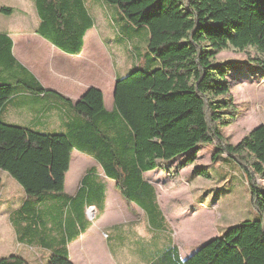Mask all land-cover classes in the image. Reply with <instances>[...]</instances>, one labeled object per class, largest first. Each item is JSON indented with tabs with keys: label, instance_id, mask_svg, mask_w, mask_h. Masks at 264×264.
Masks as SVG:
<instances>
[{
	"label": "trees",
	"instance_id": "1",
	"mask_svg": "<svg viewBox=\"0 0 264 264\" xmlns=\"http://www.w3.org/2000/svg\"><path fill=\"white\" fill-rule=\"evenodd\" d=\"M104 1L116 5L131 25L147 29V51L161 67L137 68L117 80L110 113L103 108L101 92L88 89L71 104L80 120L71 122L63 136L70 146L94 158L105 178L135 203L140 190L152 191L142 182V172L188 152L185 164L190 165L197 146L215 143L220 154L247 173L258 219L231 227L184 261L178 259L176 249L163 260L169 257L168 264H264V187L253 178L264 181V125L234 146L224 144L221 129L235 120V111L229 101L222 100L229 94L228 69L211 62L229 46L264 53V0ZM33 2L40 20L37 33L62 52L78 54L91 25L82 1ZM11 49L10 38L0 33V71L22 73ZM249 62L250 69L264 76V57H250ZM18 85L34 94L45 93L32 77L16 74L7 80L0 76V108ZM81 183L89 184L86 176ZM49 190L28 195L38 197ZM87 195L91 199L94 194ZM0 264L26 263L10 256L0 259ZM46 264H71L65 247Z\"/></svg>",
	"mask_w": 264,
	"mask_h": 264
},
{
	"label": "crops",
	"instance_id": "2",
	"mask_svg": "<svg viewBox=\"0 0 264 264\" xmlns=\"http://www.w3.org/2000/svg\"><path fill=\"white\" fill-rule=\"evenodd\" d=\"M81 1L89 14V3H100L99 0ZM3 7H11L13 10L10 14L0 11L1 15L10 20L0 33L10 38L11 54L15 61L34 77L45 93L34 94L20 85L14 86L13 95L0 108V157L2 155L5 159L2 172L10 176L6 185L11 187L18 203L13 208L12 197H4L0 201V237L4 239V234L9 237L8 249L0 246V259L16 256L26 264H37L25 250V255L10 251V235L14 230L19 232L18 238L13 237L14 242L19 243L18 248L30 245L50 250H46L48 254L45 256V264L53 253L64 247L71 264H129L128 261L133 259L122 249L125 230L119 225L124 212L117 209L119 205L113 209L108 205L115 190L108 191L110 196L107 200L105 186L100 198L104 203L97 207L94 203L97 187L90 182V168H84L79 173L80 179L75 181L70 178L78 160L82 161V165L90 166V159L71 150L63 137L41 135H62L71 122L80 120L71 104L79 101L90 88L101 91L105 108L111 110L115 80L132 70H124L120 74L115 72L111 62L109 64L102 53L99 39L93 35H85L79 55L66 54L40 37L36 33L40 20L29 23L26 16L33 12L37 15L33 0H0V9ZM149 61L147 58V66L153 63ZM143 67L137 64L133 69ZM27 176L35 178L25 179ZM85 176L88 185L81 183ZM4 186L0 182V191L5 189ZM45 188L50 190L38 197L28 195ZM91 191L94 195L89 199L87 192ZM88 207L94 208L96 212L93 224L86 217ZM41 208H44L43 213L52 223L46 229L44 225L48 221ZM46 209H50L51 214L45 212ZM57 211L59 216H54ZM109 211L113 213H107ZM19 223L23 225L18 226ZM104 226H107L105 229L108 228L111 235L101 234ZM77 233L79 237H76ZM66 238L72 239L67 245ZM143 246L146 249V245ZM191 254L187 252L182 257L177 253V257L184 260ZM137 256L143 262L146 261L145 250L140 249Z\"/></svg>",
	"mask_w": 264,
	"mask_h": 264
},
{
	"label": "rangeland",
	"instance_id": "3",
	"mask_svg": "<svg viewBox=\"0 0 264 264\" xmlns=\"http://www.w3.org/2000/svg\"><path fill=\"white\" fill-rule=\"evenodd\" d=\"M99 1V4L89 3L88 9L91 15L85 11L91 25L83 34L81 50L85 35H93L99 39L103 48L102 53L105 54L108 63L111 62L115 72L119 74L124 70H134L133 68L137 64L144 66L143 69H145L147 58L150 59L149 62H153L150 66L153 70L160 68V62L147 51V29L131 25L116 5L107 3L104 0H102V3L101 0ZM12 10L11 7L0 9L1 12H7V14H10ZM26 16L29 23L35 22L36 19L39 20L38 15L34 12L27 13ZM15 17L18 16L15 15ZM9 21L7 16L0 14V32L4 26L9 24ZM80 52L71 55H79ZM250 57H264V53H259L252 47L239 51L229 46L211 59L213 65L228 69L225 80L229 86V94L222 100L229 101L235 111V120L221 129L225 145L234 146L238 144L252 130L264 125V76L258 70L250 69ZM20 67L23 69L22 73L19 70L0 71V76L2 78L6 77L8 80L16 74H23L25 77L29 76L34 79L25 68L21 65ZM126 76L117 78L115 82ZM114 87L111 110L105 108L103 94L101 93L103 108L108 113L114 110ZM63 134L41 136L65 138ZM70 147L71 150L85 155L91 161L90 166H86L78 160L70 178L76 181L77 178L80 179L79 173L84 168H90L92 172V174H89L90 182L97 187L94 199L97 207L102 206L104 203L100 198L104 193L105 186L107 200L110 196L108 191L115 190L112 197L109 198L110 200H108V205H111L112 209L119 205L117 209L120 208L124 212V217L120 220L119 225L125 230V241L122 243V249L133 259L128 261L129 264H168L169 257L167 258L168 262L163 260V257L165 255L172 256L173 250L176 249L182 257L187 252L194 254L201 246L221 236L231 227L243 221L258 219V215L251 204L247 173L226 154H220L215 143L197 146L194 162L190 165L185 164L186 158L191 154V152H188L169 161L159 162L158 168L142 172V182L151 187L152 191L140 190L141 193L137 194L139 200L136 203L128 201L121 191L116 188L115 183L105 178L102 168L94 158L72 146ZM46 155H48V152ZM4 162L5 159L1 155L0 182L6 187L4 186L5 189L0 191V201L4 197L7 199L12 197V207L15 208L18 204L17 196H13L12 193L14 192H12L11 187L6 185V183H9L10 176H6L2 172L5 168ZM24 178L33 179L35 177L27 176ZM253 178L257 186L264 187V181L256 175H253ZM41 211L43 213L44 208H41ZM88 211L89 214L86 217L93 224L96 216L95 209L88 207L86 212ZM45 212L51 214L50 209H46ZM107 213L112 214L113 211ZM56 214L59 216L58 211L54 213V216ZM44 216L48 221L44 225V229H46V227H51L50 224L52 223H50L46 214ZM61 216L63 217V213ZM22 225L18 224V226ZM107 226H104L101 233H104L105 236L110 233L108 228L105 229ZM11 227L15 228L16 231L14 225ZM18 235V231L14 232L13 230V233H11L10 251L25 255V252H23L25 250L27 254L35 259L37 264H45V256L48 254L46 250L49 249L41 250L37 247H30V245L18 248L17 244L19 243L14 242L13 238L16 239V236L18 238ZM78 235L79 233L76 237ZM8 239L9 237L6 234H4V239L0 237L1 248L8 249ZM69 240L72 239L66 238V245ZM143 245H146L148 251ZM140 249L146 251L145 262L137 256Z\"/></svg>",
	"mask_w": 264,
	"mask_h": 264
},
{
	"label": "bare ground",
	"instance_id": "4",
	"mask_svg": "<svg viewBox=\"0 0 264 264\" xmlns=\"http://www.w3.org/2000/svg\"><path fill=\"white\" fill-rule=\"evenodd\" d=\"M90 211V210H89ZM89 211L87 212V215L89 214Z\"/></svg>",
	"mask_w": 264,
	"mask_h": 264
}]
</instances>
